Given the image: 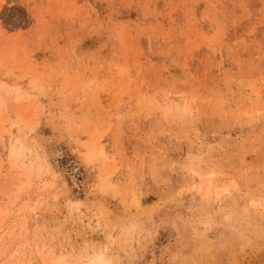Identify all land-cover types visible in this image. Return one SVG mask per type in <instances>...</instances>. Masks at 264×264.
Segmentation results:
<instances>
[{"label":"rangeland","instance_id":"rangeland-1","mask_svg":"<svg viewBox=\"0 0 264 264\" xmlns=\"http://www.w3.org/2000/svg\"><path fill=\"white\" fill-rule=\"evenodd\" d=\"M264 264V0H0V264Z\"/></svg>","mask_w":264,"mask_h":264},{"label":"bare ground","instance_id":"bare-ground-1","mask_svg":"<svg viewBox=\"0 0 264 264\" xmlns=\"http://www.w3.org/2000/svg\"><path fill=\"white\" fill-rule=\"evenodd\" d=\"M97 262H101L102 264H104V263H103V260H102L101 258H99V259L97 260Z\"/></svg>","mask_w":264,"mask_h":264}]
</instances>
